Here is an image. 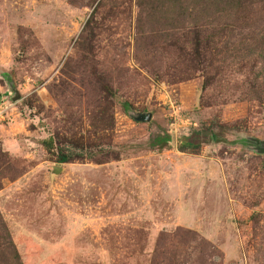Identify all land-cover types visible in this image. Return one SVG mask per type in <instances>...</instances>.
Wrapping results in <instances>:
<instances>
[{"label": "rangeland", "instance_id": "obj_1", "mask_svg": "<svg viewBox=\"0 0 264 264\" xmlns=\"http://www.w3.org/2000/svg\"><path fill=\"white\" fill-rule=\"evenodd\" d=\"M109 1L96 15L94 64L117 92L88 112L74 88L60 100L55 87L69 81L62 69L79 56L95 5L0 0V153L10 156L0 213L24 264H152L164 244L161 264H264V104L243 95L251 68L229 70L223 93L205 91L202 68L137 40L136 0ZM233 20L239 37L264 36V20L253 31ZM255 58L264 85V48ZM102 108L107 129L91 136L100 146L81 148ZM144 113L150 121L133 118ZM158 134L172 137L163 150L149 146ZM50 139L87 158L59 165Z\"/></svg>", "mask_w": 264, "mask_h": 264}, {"label": "trees", "instance_id": "obj_2", "mask_svg": "<svg viewBox=\"0 0 264 264\" xmlns=\"http://www.w3.org/2000/svg\"><path fill=\"white\" fill-rule=\"evenodd\" d=\"M90 1L93 6L95 5V8L87 21L86 30L82 33L81 39L77 41L79 56L76 61L67 62L62 69V76L66 77L70 82L62 81L61 85L55 87L58 90L60 100L67 97L66 93L74 88L75 92L77 91L80 94V98L86 101L88 112L102 107L106 101L110 103L109 98H115L117 92L114 89L115 76L106 69L99 71L94 64L96 51L93 45L95 44L96 31L101 27L100 23L96 21V15L108 3V0ZM111 2L112 0L109 1V5ZM71 3L74 4L73 2ZM136 3L139 8L137 40L140 39L144 46L154 52L161 53V50L165 49L169 53L178 54L182 58L181 61L187 63V69H192V72L202 68L208 75L204 84L205 91L213 89V91L218 90L223 93L225 90L223 89V82L229 70L236 69L243 74L246 71L244 68H251L250 71L253 74L247 78L245 85L247 92H244L243 95L247 100H256L264 104V85L259 82V69H256L258 62L256 63L257 60L255 58L257 50L264 48V36L253 33L248 38L239 37L238 35L242 33L234 34L236 26L234 27L230 24V20L236 16V20H233L235 25L242 24L245 21V24H249L246 28L253 31V26L264 20V16L261 14L264 9V0H136ZM260 7L261 11L259 10ZM252 19L254 22L251 21ZM146 26L147 29H144ZM224 37L226 40L222 42L221 40ZM216 60H220L222 66H215L213 62ZM147 65L151 67L152 63L144 64L146 67ZM73 84H77L84 91H81L78 87H76L77 89L72 87ZM124 106L130 107V104L126 102ZM97 115L101 117V120L103 119L101 121L103 125L95 128L94 126L96 125L94 123L91 125L94 131L88 133V140L80 145L81 148H84V145H87V147L100 146L92 142L91 136L97 135L100 127L103 130L107 129L104 119L107 114L102 108ZM212 135L215 138L214 133ZM171 142L172 137L169 134L164 136L158 134L151 137L149 146L163 150ZM181 143V150H185L191 145L188 140ZM44 145L48 153L57 151L56 162L59 165L87 158L86 155H78L71 152L67 147L55 148L53 139L44 142ZM75 146V148L79 147V145ZM100 152L102 153V158L97 159L100 163L109 160L107 158L108 152L105 149ZM9 158L8 154L0 153V175L4 173L1 176L2 178L8 176L6 172L9 170L8 168L4 169L2 160ZM19 174L20 172L15 175H9L10 180H16L21 175ZM1 189L2 185L0 184ZM254 221L256 224L259 223L258 219ZM187 238H189V235ZM165 239L163 237L161 243L174 245L175 249L186 245L184 241L169 243ZM186 241L188 243V240ZM170 247L164 244L162 248L165 249V253H163L162 257L155 258L152 264H161L160 259L167 257ZM197 261L196 264H208L203 261L201 263L198 261L199 263H197ZM0 264H24L1 213ZM172 264L178 263L173 262Z\"/></svg>", "mask_w": 264, "mask_h": 264}, {"label": "water", "instance_id": "obj_3", "mask_svg": "<svg viewBox=\"0 0 264 264\" xmlns=\"http://www.w3.org/2000/svg\"><path fill=\"white\" fill-rule=\"evenodd\" d=\"M20 99H21V96L19 94H17L16 97L14 98V101H18ZM133 118H135V120H137V121L147 122V121L151 120L152 115L150 113L134 114Z\"/></svg>", "mask_w": 264, "mask_h": 264}, {"label": "crops", "instance_id": "obj_4", "mask_svg": "<svg viewBox=\"0 0 264 264\" xmlns=\"http://www.w3.org/2000/svg\"><path fill=\"white\" fill-rule=\"evenodd\" d=\"M9 140H8V142H9ZM7 145L10 146L9 144H7ZM8 150H9V148H8ZM10 151L15 152V150L14 149H11V148H10Z\"/></svg>", "mask_w": 264, "mask_h": 264}]
</instances>
